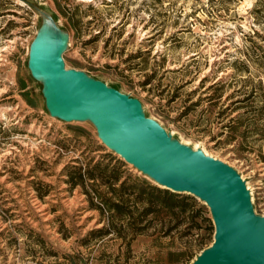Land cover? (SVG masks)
<instances>
[{"label": "rangeland", "instance_id": "374dc122", "mask_svg": "<svg viewBox=\"0 0 264 264\" xmlns=\"http://www.w3.org/2000/svg\"><path fill=\"white\" fill-rule=\"evenodd\" d=\"M47 23L66 36V67L119 85L175 140L232 166L264 215V0H0V264H192L214 241L192 194L213 226L202 245L187 221L168 231L148 215L136 230L113 216L96 195L105 176L74 186V166L111 160L117 186L162 187L93 122L50 114L29 67Z\"/></svg>", "mask_w": 264, "mask_h": 264}, {"label": "water", "instance_id": "95a60500", "mask_svg": "<svg viewBox=\"0 0 264 264\" xmlns=\"http://www.w3.org/2000/svg\"><path fill=\"white\" fill-rule=\"evenodd\" d=\"M43 30L31 44L29 67L44 80L50 114L66 121L93 122L105 145L162 187L206 202L215 226L214 241L192 264H264V215L256 213L240 173L175 140L144 113L139 98L66 67V36L54 29L55 44L45 45L40 41Z\"/></svg>", "mask_w": 264, "mask_h": 264}, {"label": "trees", "instance_id": "16d2710c", "mask_svg": "<svg viewBox=\"0 0 264 264\" xmlns=\"http://www.w3.org/2000/svg\"><path fill=\"white\" fill-rule=\"evenodd\" d=\"M115 87L119 88V85ZM120 164L122 165L121 162L113 164L111 160L104 164L99 160L93 165H88L85 170L83 165L74 166L68 174L71 181H74V186L83 183L86 178L98 180L105 176L110 191L98 190L96 195H99L103 205L112 212L113 216H125L129 218V221L132 219V229H144L146 225L139 226V224L148 215H152L154 219L160 220L163 227L167 225L168 231H172L186 221L188 225L184 234L188 235L195 229L205 228L206 232L199 241L201 245L210 238L213 226L210 225L211 219L207 216L208 211L194 196L174 192L140 178L128 177V180L126 179L117 186L120 181ZM131 179L133 182L129 184ZM135 210L140 211L139 221L135 216ZM204 222H207V226H204ZM103 230L104 228H101L100 231Z\"/></svg>", "mask_w": 264, "mask_h": 264}, {"label": "bare ground", "instance_id": "6f19581e", "mask_svg": "<svg viewBox=\"0 0 264 264\" xmlns=\"http://www.w3.org/2000/svg\"><path fill=\"white\" fill-rule=\"evenodd\" d=\"M55 36H56V34H55L54 29L51 27V25L49 23H47L46 27L41 32V40L40 41H41L42 44H45V45L50 44V43L55 44L54 43L55 42ZM250 188L251 187H249L248 189L250 190Z\"/></svg>", "mask_w": 264, "mask_h": 264}]
</instances>
